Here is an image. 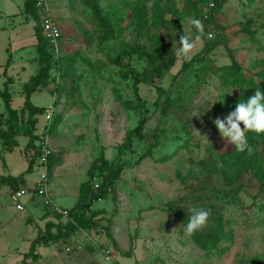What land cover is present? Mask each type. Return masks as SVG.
<instances>
[{
  "label": "rangeland",
  "instance_id": "obj_1",
  "mask_svg": "<svg viewBox=\"0 0 264 264\" xmlns=\"http://www.w3.org/2000/svg\"><path fill=\"white\" fill-rule=\"evenodd\" d=\"M156 1L43 0L35 21L24 15L23 0H0V89L7 86L15 109L39 68L34 30H41V16L59 28L49 46L48 84L30 94L33 105L55 109L47 132L54 152L48 193L98 221L29 252L48 221L66 218L50 219L39 202L17 210L9 196L15 181L5 180L0 264H112L108 248L118 264H264V139L246 132L254 165L245 161L235 175L245 152L213 123L252 91L236 74L260 81L264 0H160L168 11L159 28L152 23ZM190 18L202 22V32ZM183 32L201 38L177 57ZM165 55L170 67L157 76ZM43 113L34 115V133L43 132ZM15 139L11 150L0 139V178L27 167V137ZM104 162L122 168L88 206L92 181H100L93 173ZM40 171L35 161L17 186L32 185ZM189 206L210 210L206 226L192 235L184 231Z\"/></svg>",
  "mask_w": 264,
  "mask_h": 264
},
{
  "label": "trees",
  "instance_id": "obj_2",
  "mask_svg": "<svg viewBox=\"0 0 264 264\" xmlns=\"http://www.w3.org/2000/svg\"><path fill=\"white\" fill-rule=\"evenodd\" d=\"M40 5L37 4L36 0H23V12L24 15L31 16L33 20L38 21V7ZM168 11V6H164L161 4L160 0H157L152 7V23L156 26V28L162 27L165 23V14ZM44 16H41V22ZM40 22V23H41ZM35 37H36V52H37V60L39 63V68L37 72L32 75L27 83L24 85V94L25 99L23 105L20 109H15L11 106V96L9 91L7 90V86L5 85L3 89H0V97L3 101V107L5 110V116H0V123L4 124L5 127L0 126V139L2 144L11 150L14 146H17V141L15 139L18 135H23L27 137V141L25 144L26 156H27V167L26 169L19 174V176H8L6 178H0V185L5 180L15 181L13 190H17L20 187L25 186H17L16 182L22 180V175L29 170H31L33 163L38 162V135L35 132L36 119L34 117L35 114H42L45 110L44 107L35 106L30 101V94L41 88L45 87L48 84L49 78V70L51 68V60L52 56L49 50V46H51L47 37L43 36L42 31V23L41 30L35 27ZM264 61V58H263ZM169 58L165 55L159 59L158 64L154 67V72L157 76H159L164 69H168L170 67ZM260 81H255L252 77H247L242 73L236 74L235 81L244 80L247 85L252 89L250 92L241 93L239 101H246L252 95H254L256 89H260L264 92V66L263 70L259 74ZM243 81V82H244ZM162 90L161 87H157V93H160ZM52 122V121H51ZM51 122L48 129H44L45 123L42 126V131L48 132L51 130ZM258 138L264 139V133H255ZM251 154H248L245 151V156L240 157L236 160L233 172L238 174L241 170V166L245 161L250 162L249 166H253L254 162H251ZM54 157V152H52L48 157V168L50 169L52 160ZM99 170L93 173V178L99 177V185L96 189H93L91 193V198L87 205L89 206L92 201L99 200L104 196L108 189L110 190V180L117 174V172L122 168V165L116 164L114 167L112 165L104 162L103 165L98 166ZM224 179L231 182L233 175L231 173H224ZM93 187V185H92ZM32 198V197H31ZM83 208V207H81ZM79 206L73 207L68 210V217L66 221L62 223L61 221L53 222L48 221L45 225V230L42 233H37L36 237L31 241L29 252L34 253V250L38 244L47 245L50 242H55L58 240H62L63 238H67L78 228H91L98 225V221L91 219V217H87L83 209ZM47 212H50L47 210ZM56 219L63 217L59 214H53ZM54 227V231L51 229Z\"/></svg>",
  "mask_w": 264,
  "mask_h": 264
},
{
  "label": "clouds",
  "instance_id": "obj_3",
  "mask_svg": "<svg viewBox=\"0 0 264 264\" xmlns=\"http://www.w3.org/2000/svg\"><path fill=\"white\" fill-rule=\"evenodd\" d=\"M189 23L202 32L203 26L199 19L190 18ZM200 38L199 35L193 36L190 32H183L179 38L180 47L176 49V56H188ZM213 123L221 137L234 145L237 152L247 151L251 154L253 149L248 143L246 132L264 133V92L256 89L254 95L246 101L240 100L235 110L230 111L225 118L217 117ZM187 209L189 215L184 231L187 235H192L206 226L210 210L195 206H189Z\"/></svg>",
  "mask_w": 264,
  "mask_h": 264
},
{
  "label": "built area",
  "instance_id": "obj_4",
  "mask_svg": "<svg viewBox=\"0 0 264 264\" xmlns=\"http://www.w3.org/2000/svg\"><path fill=\"white\" fill-rule=\"evenodd\" d=\"M43 0H37V4H42ZM42 32L46 35L50 44L54 45L56 43L57 37L59 35V28L56 23L52 20L51 17L45 16L42 19ZM53 105H49L44 110V120L45 127L44 129H48L53 113H54ZM38 145V163L40 165L41 171L38 175L36 181L29 186L20 187L17 190L11 189L9 192L10 199L13 203H15V208L17 210H23L24 205L22 203V198L24 196H29L33 198H39L42 204L53 214H59L62 217H68V209L61 208L58 205L54 204L48 195V182H49V171L48 168V157L53 152L50 148L47 138V132L43 131L38 135L37 140ZM93 188L96 189L99 185V180L96 178L92 181ZM71 247H65V251L69 252ZM104 255L106 260H110L113 262L112 264H118L116 256L114 255L111 249H105Z\"/></svg>",
  "mask_w": 264,
  "mask_h": 264
},
{
  "label": "crops",
  "instance_id": "obj_5",
  "mask_svg": "<svg viewBox=\"0 0 264 264\" xmlns=\"http://www.w3.org/2000/svg\"><path fill=\"white\" fill-rule=\"evenodd\" d=\"M26 169V168H25ZM50 173H51V169H50V171H49V176H50ZM38 178V177H37ZM49 179H50V177H49ZM36 181V180H35ZM34 181V182H35ZM49 183V186H50V182H48ZM29 186V185H28ZM48 192H49V188H48ZM48 195H49V193H48ZM25 197V199H26V201L28 202V204H26V203H24L23 201H22V203H23V205H24V208H23V210L24 209H26L25 208V206H30V207H33L34 205H37V202H39L40 203V206L42 207V209H44V212L45 213H47V215H48V217L50 218V219H54V220H56V218H55V216L53 215V213H51V212H47V208L42 204V202H41V200L39 199V198H31V197H29V196H24ZM49 197H50V195H49ZM50 199L52 200V198L50 197ZM58 202V203H57ZM56 203H54V204H56V205H58L59 207H61V208H65L64 206L65 205H61V204H64V202L60 199V200H58ZM19 211H21V210H19ZM49 211V210H48ZM63 218H65V217H63ZM117 259V258H116ZM117 261H118V259H117Z\"/></svg>",
  "mask_w": 264,
  "mask_h": 264
}]
</instances>
